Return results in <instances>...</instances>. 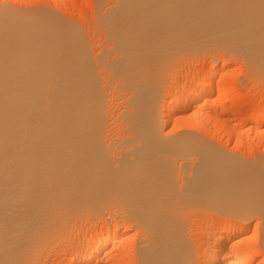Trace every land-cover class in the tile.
Returning a JSON list of instances; mask_svg holds the SVG:
<instances>
[{
	"label": "bare ground",
	"instance_id": "1",
	"mask_svg": "<svg viewBox=\"0 0 264 264\" xmlns=\"http://www.w3.org/2000/svg\"><path fill=\"white\" fill-rule=\"evenodd\" d=\"M115 3L95 17L96 53L75 23L0 2V264H36L54 243L56 264H123L125 238L132 264H264V160L196 135L251 147L232 118L264 123V109L227 105L238 77L220 79L234 57L264 79V0ZM186 51L209 65L163 94ZM197 212L224 221L195 246Z\"/></svg>",
	"mask_w": 264,
	"mask_h": 264
},
{
	"label": "rangeland",
	"instance_id": "2",
	"mask_svg": "<svg viewBox=\"0 0 264 264\" xmlns=\"http://www.w3.org/2000/svg\"><path fill=\"white\" fill-rule=\"evenodd\" d=\"M65 1H67V2H65ZM115 1L116 0H64V3L62 1L60 3L62 6H59L60 5L59 3L56 4L52 0H6V1L5 0H3V1L0 0V2H3L2 5H6V6L9 5V7L11 9L13 8L12 6H14L15 8H17L21 12H23L24 9H25L24 12H27L26 10H28V9H30V11H31L32 8H33V10H35V8L36 9H42L44 11H48V12H51V13L53 12V14H56L57 16L61 17L62 19H64L65 21H67V23L68 22H69V24L71 23V25H73L75 23L73 26H76L78 29H79V27L81 28L79 30L82 32L84 38H86V40L91 44V46L96 49V50L95 49H92L96 53L99 52L98 49H100L103 46V44L105 45V40L102 37L99 38L100 37L99 36L100 34L98 32H96L94 34V32H95L94 30L96 29L95 17L98 14V11L108 10V9H111V8L113 9L114 8L113 6L116 4ZM10 5H12V6H10ZM65 5H66V7H65ZM70 5H71V7H70ZM9 7L7 6V8H9ZM62 7H63V9H62ZM72 7H74V8H72ZM15 8H13V9L15 10ZM102 41H103V43H102ZM94 51H93V53L95 54ZM188 53L190 54V56H189ZM188 53L186 51V56H185V53H184L182 55V57H184V58H182L181 61L176 62V64H173V66H172L173 68H171L172 69L171 72L172 73H175L176 72L177 75H173L171 78H169V80L167 78L164 79L166 82L164 80L162 81L163 82V89H165V90H162L163 91V94H165L166 90H169L171 88L176 87L177 84H179L178 86H181L188 79H189L188 81L192 80L191 78L193 76H196L197 75L196 72L199 71L200 68L202 69L203 67L207 66V64L209 65V63H208L209 61L208 62L207 61L205 62L204 60L202 61L201 58H197L196 53H194L192 51H188ZM212 56L213 57L215 56V57L213 58ZM212 56H211V59L212 60L210 59L211 61H214L216 59H220L219 62H221L224 59L222 55L217 54V53L216 54H213ZM230 58H232V57H230ZM226 59H229V57H227ZM198 61H200V62H198ZM201 61L203 62L204 66L202 65V62ZM229 61L231 62L232 65H231V67L228 68V70H226L225 72L221 73L220 79L222 81L226 82V81H228V80H230V79H232L234 77L235 78L238 77L237 80H239V81H236V83H234V85L238 84L236 87L233 86L232 88H230V90L232 91V93H233V91L236 92L235 93L236 94L235 96H237V98L235 97L236 98L235 101L234 100H231V101L229 100L228 103H227V105H229V106L236 105V106H239V107L242 106L241 108L244 107L243 109H249V110H252V111L253 110H256V112H258V113L262 112L263 109H264V105H263L264 102L261 103L262 100L264 101V81H263L264 79H261L260 80V79L251 78L249 75H247L245 73V71L243 69L240 70L241 69V67H240V64H241L240 63V60L236 59L235 57L232 58L231 60L229 59ZM195 62H197V64ZM198 63H200V64H198ZM238 66H239V68H238ZM172 84H174V86ZM170 86H172V87H170ZM216 94L217 93H215L214 98L216 97L215 99L217 100V98H219V97H218V94H217V96H216ZM165 96L167 97V95H163L164 98H166ZM211 107H212L211 103H209V104L207 103V104L203 105L201 107V109L202 110H205V109L208 110ZM114 116H116V115L113 113V116H112L113 119L115 118ZM232 119H233V120H231L232 123L233 124H236L237 123L236 124L237 127L240 128V129H242V130H244L246 128L248 130V128L250 129L252 127L251 129H254L255 131H257V128L259 127L258 128V132L260 131V134L258 132L255 133L254 130H251L250 129V132H249L250 133V138L253 139V141H252L253 143H251L252 144L251 147L249 145L243 146V145L239 144V146L237 148V144H234L233 141H232L233 143L231 141L228 143V142L224 141L223 138L222 139H221V137L218 138V135L215 134V131L214 130H211L213 128L212 126H210V130H208L206 132H202L203 130L200 131V129L196 130L197 132L196 131H193V128H194L193 126H192V128H188V129H192V132H194V133L196 132V135L198 134L199 136L198 135L197 136L200 137V138H203V140H205V138H207V139L209 138V141L207 139H206V141H208L211 144L214 143L213 145H215V146H217L216 144H218L219 145L218 147L219 148L221 147L222 150H225V152L228 150L226 152V154H231L233 152L231 154L233 156L234 153H237L234 156H236L238 158L241 157V159H243L244 161H247V162H250V161L252 162L253 160L259 161L258 159H261V160L263 159L264 160V157H263L264 156V123H257L256 124V123H251V122L249 123L248 122L247 124L246 123H241L240 124V122L238 121L237 118L236 119L235 118H232ZM113 123L114 124H112V126H114V130H116V128H117L116 126L117 125L115 124V122H113ZM172 127H173L172 124L171 125L168 124V126L165 127V131H169V130L171 131V130H173V132L176 133V131ZM185 131H187V130H185ZM198 131H200V132H198ZM207 132H208V134H207ZM212 132H214V133H212ZM175 133H173V134H175ZM251 133H252V135H251ZM255 134H258V135L255 136ZM254 139H256V140H254ZM233 144H234V146H233ZM230 149H231V151H230ZM236 149H238V150H236ZM238 155H240V156H238ZM248 158L251 159V160H249ZM200 213L197 212L193 216L191 214L190 217H188V220L189 221L187 220V224H188L187 225V228H188L187 230L189 231L190 234L188 232L187 233L189 234L190 241L193 242V245L195 244V246L200 245L199 244L200 241L202 242V240H203V242H204V240L209 239L211 234L213 236V233L219 227V224L220 223L222 224V222L224 221L223 218L221 219V217H219V216H211V218H210V216H208L209 217L208 218L207 215L204 212H200ZM197 215H198V219L196 218ZM212 218H214V220ZM202 219H203V221H202ZM204 219H205V221H207L208 226L211 225L210 227H212V226H213L212 228L215 227L213 230H212V228L209 227L210 228V230H209L210 232H204L205 235H203V231H201L200 228L197 229V227H200L201 226L200 224H202L203 222H205ZM256 219L257 218H251L252 225H250V228H249V231H248L249 235H251V234L252 235L253 234H258V232H259L258 229H256V225L253 224ZM192 221H194V222L192 223ZM197 222H199V223H197ZM256 222H257V220H256ZM191 226H195L196 229H197V232L195 231L196 230L195 227H191ZM133 231L135 233V230H131L130 231L131 232L130 235L131 234L132 235L134 234ZM198 231H200L199 232L200 234L198 233ZM209 233H211V234L208 235ZM197 236H200V237H197ZM202 236H205V237H202ZM207 236H209V238H206ZM128 239L125 238V239L120 240V243H122L124 241L123 243L127 242L128 244H130V252L131 253L123 261L124 262L123 264H132L133 263L134 256H132V255H133V246L134 245H133V241L130 240V239L128 240ZM256 241H257V239L254 238L251 241L250 246H249V244L246 245V246H244L246 249H248V250H246V249L245 250L246 251H249V252H250V250L256 251L257 248L255 246H257V244H258V242L256 244ZM50 245H51V247H50ZM50 245L47 247L46 250H44V253H42V255L39 256L40 258L38 257L37 260H39V261L36 260V262H37L36 264H56V262L57 263L60 262L59 259H63L62 257L64 256L65 253L62 254L63 255L62 256L61 254H58V252L59 253H62L61 252V248L65 249V245L63 247H61L60 244H56V243H54V245L53 244H50ZM260 245L262 246L261 242H260ZM247 246H248V248H247ZM52 248H54V250ZM259 261H260V259H257V262H259Z\"/></svg>",
	"mask_w": 264,
	"mask_h": 264
}]
</instances>
